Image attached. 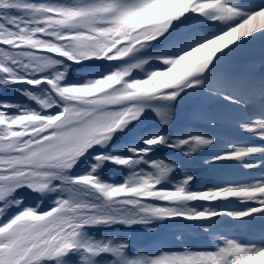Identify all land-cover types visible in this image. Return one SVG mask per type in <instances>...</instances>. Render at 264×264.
Wrapping results in <instances>:
<instances>
[{
  "label": "snow or ice",
  "instance_id": "snow-or-ice-1",
  "mask_svg": "<svg viewBox=\"0 0 264 264\" xmlns=\"http://www.w3.org/2000/svg\"><path fill=\"white\" fill-rule=\"evenodd\" d=\"M257 46L264 0H0V264H264ZM185 100L203 127L174 133ZM161 148L241 176L200 182ZM165 222L152 247L113 234Z\"/></svg>",
  "mask_w": 264,
  "mask_h": 264
}]
</instances>
